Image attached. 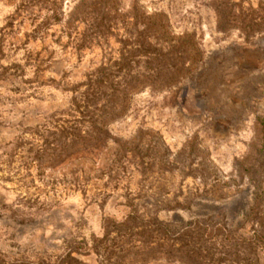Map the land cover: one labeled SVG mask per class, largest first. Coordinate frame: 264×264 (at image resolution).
Masks as SVG:
<instances>
[{
  "label": "rangeland",
  "instance_id": "rangeland-1",
  "mask_svg": "<svg viewBox=\"0 0 264 264\" xmlns=\"http://www.w3.org/2000/svg\"><path fill=\"white\" fill-rule=\"evenodd\" d=\"M80 1L62 0L61 21L42 28L52 15L42 4L28 12L22 0H0V254L10 264L55 259L131 203L172 228L209 220L235 229L257 200L264 209V30L221 32L217 0H117L110 31L95 39L90 22L71 21ZM222 3L238 27L264 18V0ZM134 4L166 24L165 41L146 37ZM186 40L199 54L174 74L172 49ZM142 42L149 54L134 56ZM102 68L172 80L135 91L104 142L85 149L74 88ZM140 132L158 145L134 151Z\"/></svg>",
  "mask_w": 264,
  "mask_h": 264
},
{
  "label": "trees",
  "instance_id": "trees-1",
  "mask_svg": "<svg viewBox=\"0 0 264 264\" xmlns=\"http://www.w3.org/2000/svg\"><path fill=\"white\" fill-rule=\"evenodd\" d=\"M62 0H22L20 9L31 11L35 3H40L42 9L52 11V15L45 18L41 27L49 25L50 21L59 22L62 17L60 6ZM218 29L229 32L241 28L246 34L264 30V18L243 21L238 27L237 18L232 13V8L224 0H217ZM117 0H81L71 15V21H85L91 23L88 30L89 38L105 37L109 30L108 23L116 18L119 13ZM133 19L144 25L145 35L154 31L165 41L168 36L166 24L158 16L146 18V14L134 4ZM148 35H146L147 37ZM85 46V45H84ZM81 46V48H84ZM142 49L134 56H147L145 43ZM139 54V55H138ZM153 54V53H152ZM172 55L175 63L171 66L176 69L174 74H180L190 61L196 60L199 51L192 40L173 47ZM170 54V55H171ZM169 56L166 54L163 57ZM127 60V59H123ZM127 67V66H126ZM125 68V67H124ZM170 74V72H169ZM167 75V76H166ZM142 73L132 76L129 71L123 72L100 69L88 76V80L74 88V93H80L74 99L77 110L83 120L80 124L88 123L85 134V149H94L100 146L107 138L109 123L124 116L129 108L131 95L137 90H142L150 82L159 85L163 90L169 85L172 77L168 74ZM85 90L81 92V88ZM261 133H264V122L260 123ZM147 136H150L149 141ZM154 135L140 132L138 139L133 143L135 150L148 145H158ZM143 166V163H142ZM214 174V172L212 173ZM263 204L255 202L246 215L241 226L231 229L225 223H213L209 220H196L192 223L172 228V225L158 221L155 217L146 219L140 214L132 203L131 208L121 218L107 216L103 219L101 234H91V239H72L65 242L63 251L54 258L42 257L36 264H86L81 258L95 255L101 259L100 264H146L153 260H164L169 263L179 261L182 264H264V209ZM249 229V230H248ZM136 250V251H135ZM0 264H10L6 257L0 254ZM23 264V263H22Z\"/></svg>",
  "mask_w": 264,
  "mask_h": 264
}]
</instances>
